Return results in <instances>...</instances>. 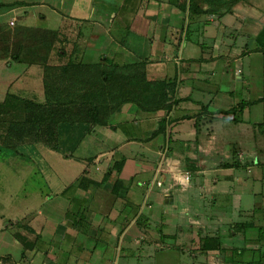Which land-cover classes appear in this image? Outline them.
<instances>
[{
	"label": "crops",
	"instance_id": "obj_1",
	"mask_svg": "<svg viewBox=\"0 0 264 264\" xmlns=\"http://www.w3.org/2000/svg\"><path fill=\"white\" fill-rule=\"evenodd\" d=\"M192 3L0 0V104L168 106L62 123L57 151L11 149L0 109V264H264V0Z\"/></svg>",
	"mask_w": 264,
	"mask_h": 264
},
{
	"label": "trees",
	"instance_id": "obj_2",
	"mask_svg": "<svg viewBox=\"0 0 264 264\" xmlns=\"http://www.w3.org/2000/svg\"><path fill=\"white\" fill-rule=\"evenodd\" d=\"M193 3L190 0V8ZM141 98L148 105V100H156V107L167 108L164 102L167 100L165 94L152 95H122L103 97L97 104H75L66 105L61 114H56L53 109L44 107L41 104L20 99L18 97L6 96V100L0 104L3 111L14 113V120L7 123L8 146L15 149L25 143H40L47 148L57 151L59 147V125H78L91 123L92 125L106 126L110 116L116 107L124 102H136ZM155 106V105H154ZM160 130L165 126L161 120ZM124 159L115 162L111 171L119 173Z\"/></svg>",
	"mask_w": 264,
	"mask_h": 264
},
{
	"label": "built area",
	"instance_id": "obj_3",
	"mask_svg": "<svg viewBox=\"0 0 264 264\" xmlns=\"http://www.w3.org/2000/svg\"><path fill=\"white\" fill-rule=\"evenodd\" d=\"M13 25V23H11ZM166 171L172 177L174 184L182 190H185L190 185V173L180 170L176 164L170 162L166 163Z\"/></svg>",
	"mask_w": 264,
	"mask_h": 264
},
{
	"label": "rangeland",
	"instance_id": "obj_4",
	"mask_svg": "<svg viewBox=\"0 0 264 264\" xmlns=\"http://www.w3.org/2000/svg\"><path fill=\"white\" fill-rule=\"evenodd\" d=\"M26 142H28V141H26ZM31 159H33V158H31ZM37 185H39V186H40V183H37V184H36V186H37ZM24 223H25V222H24ZM25 224H26V223H25ZM240 247H242V245H241Z\"/></svg>",
	"mask_w": 264,
	"mask_h": 264
}]
</instances>
